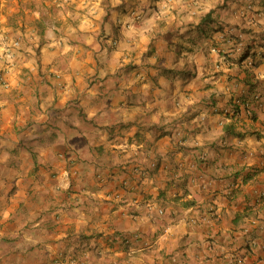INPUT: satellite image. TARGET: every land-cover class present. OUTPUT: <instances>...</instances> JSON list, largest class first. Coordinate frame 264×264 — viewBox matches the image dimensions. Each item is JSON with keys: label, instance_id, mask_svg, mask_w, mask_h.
I'll list each match as a JSON object with an SVG mask.
<instances>
[{"label": "crops", "instance_id": "0c3cea01", "mask_svg": "<svg viewBox=\"0 0 264 264\" xmlns=\"http://www.w3.org/2000/svg\"><path fill=\"white\" fill-rule=\"evenodd\" d=\"M259 193L264 0H1L0 264H264Z\"/></svg>", "mask_w": 264, "mask_h": 264}, {"label": "built area", "instance_id": "2783aa9c", "mask_svg": "<svg viewBox=\"0 0 264 264\" xmlns=\"http://www.w3.org/2000/svg\"><path fill=\"white\" fill-rule=\"evenodd\" d=\"M243 50H244L243 45H242V44H239V45H238V51H239V52H243ZM235 105H239V106L247 107V103H239L238 101L236 102ZM235 105L233 106L234 109H232V108H231V109L228 108L227 111H225V112H226L227 114H236L237 112H236V109H235ZM263 201H264V194L259 193L258 198H257V202L261 204V203H263ZM255 222H256V219L252 220L251 223H255Z\"/></svg>", "mask_w": 264, "mask_h": 264}, {"label": "trees", "instance_id": "16d2710c", "mask_svg": "<svg viewBox=\"0 0 264 264\" xmlns=\"http://www.w3.org/2000/svg\"><path fill=\"white\" fill-rule=\"evenodd\" d=\"M212 11H210V12H208V13H206V14H203L202 16H204L203 18H202V25L203 24H205V22L207 21V18L209 17V16H212ZM247 55H248V53H244L243 54V56L241 57V59H242V61L247 57ZM259 63V62H258ZM257 63V64H258ZM256 64V65H257ZM238 107H240L239 105H235V109H236V112L238 111Z\"/></svg>", "mask_w": 264, "mask_h": 264}, {"label": "rangeland", "instance_id": "374dc122", "mask_svg": "<svg viewBox=\"0 0 264 264\" xmlns=\"http://www.w3.org/2000/svg\"><path fill=\"white\" fill-rule=\"evenodd\" d=\"M0 2H1V0H0Z\"/></svg>", "mask_w": 264, "mask_h": 264}]
</instances>
